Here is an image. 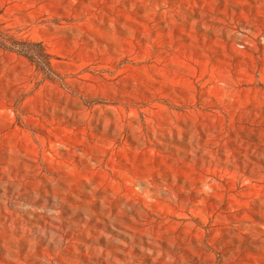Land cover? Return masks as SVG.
Masks as SVG:
<instances>
[{"label":"rangeland","instance_id":"374dc122","mask_svg":"<svg viewBox=\"0 0 264 264\" xmlns=\"http://www.w3.org/2000/svg\"><path fill=\"white\" fill-rule=\"evenodd\" d=\"M0 264H264V0H0Z\"/></svg>","mask_w":264,"mask_h":264},{"label":"trees","instance_id":"16d2710c","mask_svg":"<svg viewBox=\"0 0 264 264\" xmlns=\"http://www.w3.org/2000/svg\"><path fill=\"white\" fill-rule=\"evenodd\" d=\"M0 23V46L24 55L44 78H52L51 54L41 41L17 39L9 35Z\"/></svg>","mask_w":264,"mask_h":264}]
</instances>
